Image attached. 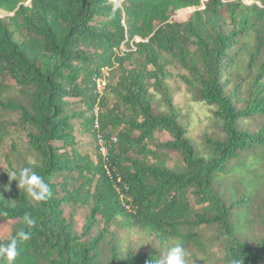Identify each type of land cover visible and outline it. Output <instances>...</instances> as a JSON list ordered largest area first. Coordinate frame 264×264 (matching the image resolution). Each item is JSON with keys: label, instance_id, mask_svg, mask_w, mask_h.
Segmentation results:
<instances>
[{"label": "trees", "instance_id": "trees-1", "mask_svg": "<svg viewBox=\"0 0 264 264\" xmlns=\"http://www.w3.org/2000/svg\"><path fill=\"white\" fill-rule=\"evenodd\" d=\"M29 1L0 0V12L13 14L9 21L0 17V80L12 79L23 93L21 101L0 104L20 113L34 158L23 168L41 175L52 196L38 203L16 181L0 182V222L11 224V236L25 227L24 213L37 219L15 264H149L158 257L123 255L114 247L103 260L102 246L116 222L187 240H196L194 231L202 227H215L222 264H264V238L252 243L240 233L250 222L254 183L239 200L233 194L230 203L220 192L230 175L247 177L264 162V127L244 128L264 117V0H246L251 5L244 0ZM188 9L197 10L172 20ZM122 45L128 51L122 53ZM164 56L178 60L188 73L185 83L197 89L199 102L213 109L222 125L223 138L208 140L211 153H198L175 107L154 111L155 95L167 92ZM114 68L120 75L107 87L110 98L100 100L106 108L100 122L108 138L110 131L118 132V144L110 147L105 163L100 155L94 161L77 149L73 122L83 119L85 132L96 137L95 80ZM78 104L84 111L75 110ZM157 132L171 139L150 149ZM163 148L179 152L183 166L168 167ZM78 202L92 206L82 235L64 211Z\"/></svg>", "mask_w": 264, "mask_h": 264}, {"label": "rangeland", "instance_id": "rangeland-1", "mask_svg": "<svg viewBox=\"0 0 264 264\" xmlns=\"http://www.w3.org/2000/svg\"><path fill=\"white\" fill-rule=\"evenodd\" d=\"M31 0L28 2L30 4ZM244 2L251 5L252 1ZM197 9H188L177 12L172 20H183L184 15H191ZM13 14L0 12V17L9 21ZM17 40L20 39L16 35ZM139 41V40H137ZM128 51V47H124ZM135 50V47H134ZM122 52V53H124ZM141 61L140 58H137ZM167 71L169 72L166 80V90L160 91L155 95L153 107L156 114L169 112L173 107L179 111L180 121L187 128V136L194 142L198 153H211L212 148L208 142L209 139L223 138L221 123L214 117L213 109L199 102L197 89H191L185 83L184 75H188L182 68L177 59L170 56H164ZM130 68L129 63L126 64ZM120 75L119 68L107 69L103 76L111 86L118 81ZM0 101L23 99V93L16 83L8 78L0 80ZM108 87V86H107ZM234 84H230L228 89H233ZM245 94H247L245 92ZM110 98V89L106 91V98ZM112 100V99H111ZM114 104V101H113ZM112 106V103L108 105ZM106 108L103 107L104 113ZM78 112L84 111L82 104L75 107ZM20 113L7 110L0 104V182L8 185V179L12 172L23 168L26 162L33 161V156L29 148V131L21 125ZM84 120L73 122L76 129L77 149L83 154L97 161L100 149L97 145L96 137L92 132H85L82 126ZM264 127V117L252 119L244 124V128L249 131H259ZM117 136L116 131H110ZM171 139V136L165 132H157L155 140L149 143L150 149H157L160 145ZM161 156L170 168H179L183 166V159L179 152L161 149ZM229 178V179H228ZM222 182L221 194L225 196L228 203L231 202L233 194H237V200L248 192L247 185L253 182L252 202L249 204L247 212L250 214V222L240 227L241 236L252 243L264 238V162L256 167L254 174L230 175ZM62 178H57V182ZM91 205L83 203H70L64 206L65 217L72 222L74 229L79 235H82L88 217L91 214ZM104 226H98L93 236H97ZM13 231L11 224L0 222V238L7 240ZM188 231V230H186ZM185 231V232H186ZM110 234L102 246L103 260L111 258V252L114 247L122 252L123 255L141 253L164 256L167 250L175 243L182 244L186 250V264H222L223 263V244L220 239V232L215 227H202L194 231L195 239H183L181 237H159L148 231L129 228L122 222H116L110 228Z\"/></svg>", "mask_w": 264, "mask_h": 264}, {"label": "clouds", "instance_id": "clouds-1", "mask_svg": "<svg viewBox=\"0 0 264 264\" xmlns=\"http://www.w3.org/2000/svg\"><path fill=\"white\" fill-rule=\"evenodd\" d=\"M11 181H16L19 189H23L26 195L33 201L43 203L52 196V191L45 182V179L39 175L32 167H24L18 172L14 171L8 175ZM25 227L15 230L14 234L6 243H0V264H15L19 255V245L31 239L32 229L37 225V219L30 213H24L22 217ZM186 250L182 244L175 243L167 250L166 255L158 256L149 264H186ZM234 264H243L242 260H237Z\"/></svg>", "mask_w": 264, "mask_h": 264}, {"label": "built area", "instance_id": "built-area-1", "mask_svg": "<svg viewBox=\"0 0 264 264\" xmlns=\"http://www.w3.org/2000/svg\"><path fill=\"white\" fill-rule=\"evenodd\" d=\"M125 45H122L121 51L124 52ZM96 85H97V91L100 96L99 102L96 105V107L93 110V116H94V129L96 131V140H97V145L100 149L101 152V157L105 163L109 161V151L110 147L112 145L118 144V138L116 135H112L111 137L108 138V134L106 132H103L101 130V122L100 118L101 115L104 113V110L100 104L101 98H104L106 96V91H107V86L108 83L106 81L105 77H99L95 80ZM106 172L108 176L113 179V174L111 169L109 168L108 165H105Z\"/></svg>", "mask_w": 264, "mask_h": 264}]
</instances>
